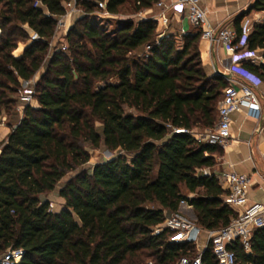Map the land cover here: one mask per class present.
<instances>
[{
    "label": "trees",
    "instance_id": "1",
    "mask_svg": "<svg viewBox=\"0 0 264 264\" xmlns=\"http://www.w3.org/2000/svg\"><path fill=\"white\" fill-rule=\"evenodd\" d=\"M71 1L81 13L65 35L66 51L50 49ZM97 1L0 0V115L7 123L17 113L21 82L47 62L36 105H25L0 141V255L23 249L14 264H143L145 256L175 264L196 256L195 244H174L168 230L153 228L181 200L203 230L235 216L217 178L203 173L221 149L194 137L216 124L228 85L204 72L200 31L179 40L155 19L130 18L107 32L88 21ZM157 1L105 0V10L117 16L127 5L133 16ZM249 10L264 12V0ZM24 26L39 39L30 40ZM247 45L264 58V20L252 23ZM243 67L264 84V64ZM102 145L116 154L61 183L89 162L88 146ZM57 187L53 196L62 204L53 210L47 196ZM232 249L235 264H264V227L254 230L249 252L238 242ZM201 264H216L210 244Z\"/></svg>",
    "mask_w": 264,
    "mask_h": 264
},
{
    "label": "built area",
    "instance_id": "2",
    "mask_svg": "<svg viewBox=\"0 0 264 264\" xmlns=\"http://www.w3.org/2000/svg\"><path fill=\"white\" fill-rule=\"evenodd\" d=\"M204 0H169L167 4L158 0L156 5L160 8L157 21L165 26L168 22L167 11L175 7L186 9V17L189 23L200 31V37L206 40L211 47L221 46L229 55V64L226 72L230 75L239 76V80L227 79L228 85L224 88L222 97L217 104V121L210 128L194 134V137L200 141L218 147H224L230 138L231 131V114L239 111L241 108H247L249 113L261 117V105L255 88L261 84L260 79L253 73L243 67L244 62L257 64L261 56L258 50H250L247 45V38L252 28V21L245 19L240 24V33L227 26L213 27L207 18L206 10L201 3ZM40 7V3L36 4ZM98 9L103 14L110 15L106 12L105 0L97 1ZM66 10V7H65ZM80 11L73 5L72 11ZM67 12V11H66ZM64 15L60 16L56 23L55 34L66 29ZM24 28L28 31L29 38L38 40L39 36L36 32ZM66 46L62 45L61 50H65ZM34 89L31 80L22 81L21 87L18 89V103L23 105H33ZM17 109L19 107L17 106ZM18 111V110H17ZM1 141V139H0ZM203 173L207 172L203 169ZM223 190L225 194L223 201L230 209L235 212V216L230 222L218 230H203L199 227L195 220L185 217L179 211L168 213L164 221L153 228V233L158 234L162 230L170 232L169 241L182 245L185 243H193L197 247L200 233L206 234V243L200 248L197 247V254L194 257L187 255L181 256L175 264H201V254L210 244L216 264H235V254L232 245L238 242L241 247L249 252L250 240L253 232L257 228L264 227V203L247 201V188L249 186V178L246 175L239 174L235 171H224L221 177ZM180 206H190L185 200H181ZM25 252L21 248H9L0 255V264H14L21 260ZM143 264H155L153 261H145Z\"/></svg>",
    "mask_w": 264,
    "mask_h": 264
},
{
    "label": "crops",
    "instance_id": "3",
    "mask_svg": "<svg viewBox=\"0 0 264 264\" xmlns=\"http://www.w3.org/2000/svg\"><path fill=\"white\" fill-rule=\"evenodd\" d=\"M169 3V0H161ZM254 0H204L201 5L206 10L209 23L213 27L227 26L235 29V22L239 20V26L245 19L252 22H262L264 12L249 10ZM75 1L64 3L66 7V29L69 23L75 21L80 11H72ZM40 8L45 7L40 4ZM160 8L155 4L153 7L143 10L139 13L140 19L152 18L157 21ZM168 22L163 26L158 21V28L163 33L174 34L181 37L183 35L194 34L198 30L194 28L186 17V9L175 7L167 11ZM55 38V37H54ZM52 38V40L54 39ZM199 52L202 66L207 76L217 75L216 69L226 72L229 64V55L221 46L211 47L209 43L200 37ZM261 55L262 53L259 52ZM264 64V58L261 56L257 64ZM230 79L239 80V76L230 75ZM261 105V117L249 113L247 108L243 107L239 111L231 114V131L228 143L221 149L220 154H214L215 164L204 170L209 175L217 178L218 184L223 189L221 177L224 171L232 170L239 174L246 175L249 178L247 188V202L264 203V84L261 83L255 88ZM33 105H36L33 104ZM16 113L11 123L0 119V139H4L14 124L21 118ZM8 127V128H7ZM192 194H188L191 196ZM178 211L192 220H195V214L191 206H180ZM201 241H206V234L203 233Z\"/></svg>",
    "mask_w": 264,
    "mask_h": 264
},
{
    "label": "rangeland",
    "instance_id": "4",
    "mask_svg": "<svg viewBox=\"0 0 264 264\" xmlns=\"http://www.w3.org/2000/svg\"><path fill=\"white\" fill-rule=\"evenodd\" d=\"M129 8L127 5L124 6V8L121 11L120 15L114 16V15H105L103 14V12L99 9H96L92 15L89 17L88 21L92 22L94 24V26H96L97 28H100L101 30H105V31H113L119 24V22L128 20V19H133L134 21H137L138 19H140L139 13L136 15H129ZM80 14V13H78ZM80 16V15H79ZM75 21H72L71 23H69L68 28L72 27ZM78 28H80V25H78ZM67 30H62L60 32H58L57 36L51 40L50 42V49L53 48L54 46H56L57 44L60 45V49L62 45H65L67 47V41L65 40V35L67 33ZM30 39V38H29ZM179 40L181 39V37L178 38ZM31 40V39H30ZM19 46H23V43H19ZM63 51V50H62ZM66 51V49H65ZM46 66H47V62H44V64L42 65V67L40 68L39 71H37V73L33 76V78L31 79V83L35 92V85L37 84V82L39 81L40 77L45 73L46 70ZM32 104H35V101H33ZM18 107L19 109L17 111L18 117H20V112L23 111V105H21L20 103H18ZM0 119L3 120L4 122H6V115L1 114L0 115ZM8 128V127H7ZM4 130H1L0 135L3 133ZM1 137L3 138L4 136L1 135ZM1 138V140H3ZM89 149V153L91 155V158L89 160V162L87 164H85L84 166H82L81 168L69 173L68 175H66L62 180L61 183H64L66 180H68L70 177L76 175L77 173H79L82 170H90L91 167L97 163L99 160L101 159H109L111 157H113L116 152H109L103 145L100 146L99 148H91L90 146H88ZM60 185V184H59ZM58 185V186H59ZM59 187L56 188V191L50 193L47 197L49 198V200L51 201L50 206L53 210L58 209L62 202L58 197H54L53 195L57 194V190ZM185 192V191H183ZM185 217L186 214H184ZM188 218V217H187ZM203 233L201 232L198 238V242H197V247L200 248V246H202L204 243H206V241H201V236ZM197 247H195V250H197ZM145 261H154L153 257L150 256H145L144 257V262Z\"/></svg>",
    "mask_w": 264,
    "mask_h": 264
},
{
    "label": "water",
    "instance_id": "5",
    "mask_svg": "<svg viewBox=\"0 0 264 264\" xmlns=\"http://www.w3.org/2000/svg\"><path fill=\"white\" fill-rule=\"evenodd\" d=\"M260 56L263 57L262 54H261ZM216 73H217V75H220V76H222V77H224V78H226V79H229V78H230V74L225 73V72H223V71H220V70H218V69H216Z\"/></svg>",
    "mask_w": 264,
    "mask_h": 264
}]
</instances>
